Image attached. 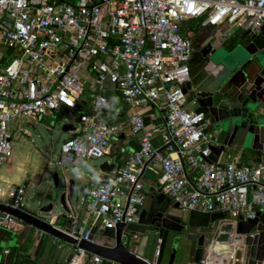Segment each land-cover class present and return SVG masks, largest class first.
<instances>
[{
  "label": "built area",
  "instance_id": "2783aa9c",
  "mask_svg": "<svg viewBox=\"0 0 264 264\" xmlns=\"http://www.w3.org/2000/svg\"><path fill=\"white\" fill-rule=\"evenodd\" d=\"M195 21L199 28L232 25L253 36L264 25V0H0V167L11 161L12 140L21 135L20 129L9 131V122L39 123L64 110L79 118L75 137L61 146L56 165L62 173L66 165L109 154L121 127L107 119V91L128 106L130 131L140 138L138 149L104 174L103 184L75 176L92 184L81 206L94 220L80 230L68 204V228L62 231L77 241L79 264L86 253L77 245L94 242V235L88 239L92 229L101 235L122 223L121 241H129L127 227L137 224L146 199V163L160 166L162 192L183 212L221 213L220 222L234 228L264 212V149L252 165L231 158L210 162L204 115L186 105L191 45L183 25ZM64 185L69 186L66 176ZM25 190L23 184L0 187V204L24 211ZM18 227L20 221L0 216V228ZM234 250L227 256L207 251L200 264L223 258L238 264L242 257ZM92 262L100 259L92 256Z\"/></svg>",
  "mask_w": 264,
  "mask_h": 264
},
{
  "label": "water",
  "instance_id": "95a60500",
  "mask_svg": "<svg viewBox=\"0 0 264 264\" xmlns=\"http://www.w3.org/2000/svg\"><path fill=\"white\" fill-rule=\"evenodd\" d=\"M243 58L233 53L223 51L224 57H218L216 50L211 60L192 67L189 81L184 85L183 93L193 103L197 114H204L203 133L208 136L211 145V154L208 160L215 163L220 156L228 158L235 149H243L250 145L257 155L256 162H260V153L264 148V32L261 30L253 36H247L243 42ZM108 103L113 97L112 91H107ZM148 125V119H143ZM74 127L66 124L63 132H72ZM114 148L109 149L112 153ZM162 150V149H161ZM124 151L123 149L121 150ZM124 160V157L121 158ZM148 163L145 164L144 169ZM115 163H102L99 172H111ZM54 185L58 184V175H53ZM103 176L102 182L106 181ZM74 187V180L69 179V186L60 195L59 200L63 210L70 212L68 194ZM86 186L80 187L84 195ZM163 185L156 183L146 194V199L138 215L137 225L145 227L142 239L149 247L147 257H141L121 241L124 224L119 223L115 228H105L93 243L80 241L79 249L85 251L84 264H101L92 262V256L104 260L108 264H200L204 258L203 246L207 245L206 253H213L221 245L236 251L241 255L243 264H264V212L247 222L234 225L229 222H220L224 219L221 213L208 215V228L192 226V217L173 211L178 210L177 204L162 192ZM73 210L72 206L70 205ZM53 206L42 207L38 214L26 210L20 211L0 204V216L9 215L13 222L20 221V234L26 237L31 230L39 236H49L57 241L73 247L77 241L62 230H67L68 221L65 218V227L56 225L57 216L42 217L41 214L52 212ZM74 211V210H73ZM197 232L207 233L204 242L203 236L196 240ZM95 232L89 236L92 239ZM182 234H187L182 236ZM251 234L253 236H251ZM190 242V246L188 245ZM3 250L0 248V251ZM2 252V251H1ZM2 255L0 254V262ZM70 260L62 264H69ZM1 264V263H0Z\"/></svg>",
  "mask_w": 264,
  "mask_h": 264
},
{
  "label": "rangeland",
  "instance_id": "374dc122",
  "mask_svg": "<svg viewBox=\"0 0 264 264\" xmlns=\"http://www.w3.org/2000/svg\"><path fill=\"white\" fill-rule=\"evenodd\" d=\"M199 24V21L195 22H186L183 27L184 31L187 30V27H192L197 35L203 33L204 35H212L211 29L209 28H199L196 27ZM264 32V26L260 31ZM219 35H215V42L217 44L221 43ZM232 37V38H231ZM242 38L240 37L239 30L232 28L225 35V41H239ZM218 47L217 55L220 58L223 55L225 47H221V44ZM243 42H236L233 47L230 48L232 53L238 57L243 58L244 52L242 49ZM223 46V45H222ZM224 57V56H222ZM108 88H112L110 84H107ZM87 96H84V99ZM122 99L116 95V97L109 104V112L113 114V107H120L122 104ZM124 104V103H123ZM88 108L84 107V111H87ZM157 114V111H156ZM78 118L79 113L75 112L74 116L68 118V120H63L62 117L57 114L44 118L42 122L34 123L27 122L26 119H15L9 122L8 127L9 131L12 133L14 130L20 129V137L18 139L12 140V165L18 167L19 170L25 171L26 178V195H25V210L32 214H38L39 210L47 205H52V212L49 214H41L42 217L57 216L56 225L60 228L65 227V218L67 213L63 210L59 197L65 191L64 185V176L67 179L74 180V187L68 194V201L72 206L73 210L77 213L82 212L81 199L83 195L80 193V187L88 184V179L76 180L75 176L77 174L83 175L84 178L86 175L93 176L99 172V166L113 159L117 152L114 154H106L102 158H92L88 161H76L73 164L66 165L62 170L56 165L60 157V151L62 144L71 137L73 132H63L62 127L66 124H71L75 129L78 127ZM24 133H29L27 136ZM264 146V139L262 140ZM239 151V148L235 149ZM231 154L234 151L230 152ZM250 156L251 153H250ZM248 159V165H251L252 162ZM58 175V184L54 185L53 175ZM149 177V179L147 178ZM156 177L151 174H147L143 178L144 181H152ZM191 217H194L195 214H189ZM15 234H11L8 239L0 238V248L1 249H18L17 246H13V241ZM55 244H61L62 247H67L61 241H54ZM126 247L131 250L132 245L130 242H126ZM2 251V250H1ZM19 255H15L13 258V264H17ZM101 264H108V262L102 260Z\"/></svg>",
  "mask_w": 264,
  "mask_h": 264
},
{
  "label": "crops",
  "instance_id": "0c3cea01",
  "mask_svg": "<svg viewBox=\"0 0 264 264\" xmlns=\"http://www.w3.org/2000/svg\"><path fill=\"white\" fill-rule=\"evenodd\" d=\"M264 26V25H263ZM262 26V27H263ZM239 30L240 32V37L242 38L239 41H225V35L234 28ZM261 27V28H262ZM260 28V29H261ZM206 29V28H205ZM211 29V33L213 35H219L218 37L220 38L219 40L221 41L222 44H225L227 47H231L234 45L236 42H244L246 41L247 34L240 29H238L236 26L232 25H223L219 28H209ZM260 29L258 33L260 32ZM232 38V37H231ZM116 97L114 95L112 97V100ZM110 99V101H112ZM188 101V102H187ZM186 105L189 109H194V107L190 104L189 99H187ZM110 104V103H109ZM109 104L107 106V119L121 127V135L118 141L112 142L110 148H114V152H117L118 154L113 157V162H115L116 166L122 165L123 161L134 151H136L139 147V142L140 138L138 136H134L129 127V118H128V106L125 104H121L120 107H113V114L109 112ZM156 113V111H154ZM59 114V113H57ZM66 117V116H65ZM63 118V117H62ZM146 118V117H144ZM76 129L72 131V134H75ZM71 138V137H70ZM153 144L155 146L159 145V139L155 138L153 139ZM124 150L123 152L121 150ZM264 149V148H263ZM260 153V160L262 157V151ZM109 153V154H112ZM250 153L252 156H250ZM124 157V160H121V158ZM233 159L236 163L241 164V165H248V159L251 160L252 164L257 163L256 159L258 158L257 155L255 154V151L251 148L250 145H246L245 148L239 149V151H235L234 153L230 154L228 159ZM227 158L224 156H220L218 158V162L222 163L226 160ZM250 162V163H251ZM251 164V165H252ZM154 175L156 179L154 182L152 181H144L143 178L147 176V174ZM104 174L98 172L95 175H93L94 181L92 184H100L102 182ZM160 176H161V169L158 164L154 163H148L146 168L144 169V172L142 173L141 176V182L143 184V192L145 194H148L150 189L154 187L156 183H160ZM149 179V177H147ZM26 178H25V171L24 170H19L18 167H15L12 165V161L8 162L4 166L0 167V187H6L8 185L14 184V185H26ZM92 184H85L86 190L85 193L88 191V189L91 187ZM174 214L179 215L180 213H185V214H191L188 212H183L181 210L173 211ZM194 214H201L197 212H192ZM80 222H81V227L80 230H87L88 228L91 227L93 223V218L88 217L85 213V210L82 208L81 213H76ZM85 222V224H83ZM145 227L137 225V224H132L127 227V232L130 234L129 235V241L132 245L131 251L141 257H147L149 253V247L150 243L148 245H145V241L142 239V233L144 232ZM22 230L21 227H18L17 231H11V230H5L3 228H0V238L8 239V237L11 234H15L14 236V241H13V246H17L18 249H3V257L1 260V264H5L6 260L8 259L9 254L12 253L13 257L17 254L19 255V258L17 260V264H62L65 263L66 261L70 260L69 264H79L80 258L73 252V247H70L66 245L67 247H62L61 244H55L54 241L55 239L49 236H39V233L33 232L31 230L29 234L24 237L20 234V231ZM93 232H95L94 229H92ZM92 232V233H93ZM95 237L99 236L95 232L94 234ZM126 245V244H125ZM230 252L226 253V251L223 252L226 256ZM101 262V260H100ZM220 262V263H219ZM218 263L215 264H229L226 260V258L220 259ZM188 264H191V261H189ZM238 264H243V259Z\"/></svg>",
  "mask_w": 264,
  "mask_h": 264
},
{
  "label": "flooded vegetation",
  "instance_id": "af4514ba",
  "mask_svg": "<svg viewBox=\"0 0 264 264\" xmlns=\"http://www.w3.org/2000/svg\"><path fill=\"white\" fill-rule=\"evenodd\" d=\"M185 35L189 38L190 40V45H191V53H190V62H189V76L191 73V69L194 66L199 65L202 62L211 60V56L213 55V53L218 49V47L220 46L219 44H221V47H225V49L227 50V53L232 54V51L230 50L231 47H233L234 45H232L230 48L225 46V44L219 43L217 44L215 42V35H204L203 33H200L199 35L196 34V32L194 31V29H192V27H189L188 30L185 31ZM221 42V41H220ZM245 42V41H244ZM223 45V46H222ZM232 49V48H231ZM204 115V114H203ZM204 120H205V115H204ZM192 226L193 227H198V228H208V215L205 214H195L194 217H192ZM187 234H182V236H186ZM207 233H200L197 232L196 234V240H198V238H200L201 236H203L202 241L204 242L205 240V236H207ZM190 242H188V245L190 246ZM204 252L206 253L205 250L207 245L203 246ZM204 253L203 256H205L206 254Z\"/></svg>",
  "mask_w": 264,
  "mask_h": 264
},
{
  "label": "trees",
  "instance_id": "16d2710c",
  "mask_svg": "<svg viewBox=\"0 0 264 264\" xmlns=\"http://www.w3.org/2000/svg\"><path fill=\"white\" fill-rule=\"evenodd\" d=\"M74 114H75V111H69V110H64L63 112H60L59 114H57L58 116H60V117H69V118H71V117H73L74 116ZM71 137H75V134H72V136ZM15 248H13L12 250H14ZM12 253L13 252H11V254H9V256H8V259L6 260V262H5V264H13V255H12ZM0 254L2 255V257H3V252H1L0 251ZM1 260H2V258H1ZM1 263V262H0Z\"/></svg>",
  "mask_w": 264,
  "mask_h": 264
},
{
  "label": "bare ground",
  "instance_id": "6f19581e",
  "mask_svg": "<svg viewBox=\"0 0 264 264\" xmlns=\"http://www.w3.org/2000/svg\"><path fill=\"white\" fill-rule=\"evenodd\" d=\"M231 249H227V246L221 245V246L217 247V249L211 254V256H218L219 254L223 253L224 251H226V253H228V251L231 252L232 251Z\"/></svg>",
  "mask_w": 264,
  "mask_h": 264
}]
</instances>
